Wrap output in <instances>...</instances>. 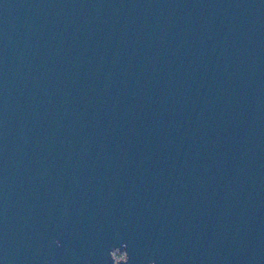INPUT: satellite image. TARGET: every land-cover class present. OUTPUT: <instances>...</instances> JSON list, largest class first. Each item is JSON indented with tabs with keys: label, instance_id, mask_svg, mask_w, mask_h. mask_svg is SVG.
Wrapping results in <instances>:
<instances>
[{
	"label": "water",
	"instance_id": "water-1",
	"mask_svg": "<svg viewBox=\"0 0 264 264\" xmlns=\"http://www.w3.org/2000/svg\"><path fill=\"white\" fill-rule=\"evenodd\" d=\"M0 264H264V0H0Z\"/></svg>",
	"mask_w": 264,
	"mask_h": 264
}]
</instances>
